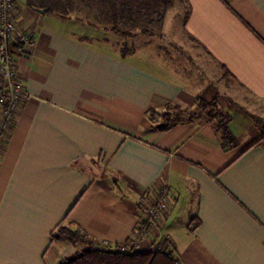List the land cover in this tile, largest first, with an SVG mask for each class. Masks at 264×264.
Segmentation results:
<instances>
[{
  "label": "crops",
  "instance_id": "0c3cea01",
  "mask_svg": "<svg viewBox=\"0 0 264 264\" xmlns=\"http://www.w3.org/2000/svg\"><path fill=\"white\" fill-rule=\"evenodd\" d=\"M159 1L19 2L32 46L9 45L28 97L0 155V264H60L74 252L51 242L60 223L124 244L161 184L173 248L153 264H264V0H175L184 67L161 50ZM165 103L184 113L159 132L148 111Z\"/></svg>",
  "mask_w": 264,
  "mask_h": 264
},
{
  "label": "built area",
  "instance_id": "2783aa9c",
  "mask_svg": "<svg viewBox=\"0 0 264 264\" xmlns=\"http://www.w3.org/2000/svg\"><path fill=\"white\" fill-rule=\"evenodd\" d=\"M20 1L0 0V155L16 116L28 97L18 79L16 59L9 50L10 43L19 47L32 46L31 34L17 33L14 28L15 18L20 12ZM157 190L154 196L149 191L144 194L140 220L127 242L111 245L106 241H97L95 248L113 252L168 254L173 244L164 226L172 206L171 191L166 184H161Z\"/></svg>",
  "mask_w": 264,
  "mask_h": 264
},
{
  "label": "trees",
  "instance_id": "16d2710c",
  "mask_svg": "<svg viewBox=\"0 0 264 264\" xmlns=\"http://www.w3.org/2000/svg\"><path fill=\"white\" fill-rule=\"evenodd\" d=\"M147 4V3H146ZM171 4V3H170ZM147 4V6H150ZM158 6L155 5V7ZM150 9V7H149ZM154 12H157L155 10ZM149 30H143L145 34ZM128 36V35H123ZM130 50H122V57L126 56ZM198 106L205 110L209 109L211 119L216 122V129L221 133L222 145L226 149H232L236 146V139L228 128V117L219 114L216 110L215 100L204 102L198 99ZM184 111L176 105L165 103L161 115L157 111L149 110L148 119L153 123V129L164 132L173 127L183 115ZM257 126L261 132V138L254 142L252 146L264 147V119H257ZM51 242H67L74 248L73 254L63 259L60 264H153L154 258L161 257L162 254L151 256L149 253L142 252H113L95 248V241L81 236L79 231L72 228L70 223H60L50 234Z\"/></svg>",
  "mask_w": 264,
  "mask_h": 264
},
{
  "label": "rangeland",
  "instance_id": "374dc122",
  "mask_svg": "<svg viewBox=\"0 0 264 264\" xmlns=\"http://www.w3.org/2000/svg\"><path fill=\"white\" fill-rule=\"evenodd\" d=\"M171 1H172L171 5L170 4L164 5V3L160 0L159 1V7L156 6V7L152 8V9H156L158 13L163 15V18H162L163 22H162V25L160 26L161 28L157 27L155 25L149 26L146 23H143V25H141V28L152 29L154 32H157L160 28V30L164 33L163 39L159 41V43L161 44V47L163 46V48H164V49H161L162 52L165 53V51H166V53L167 54L170 53V55L175 54L176 55L175 57H177V59H178V64H182L184 67L183 61L179 60L181 57L178 56L181 54L178 52H175V50L170 47V43H172L173 45L176 43L181 48L184 47V44L182 43L183 36L181 33L182 11L180 10L178 5L176 4L175 0H171ZM150 2H153V0H150ZM162 11H164V13H162ZM155 40L157 41V39H155ZM152 48L156 49L155 46H153ZM249 113L252 114L250 111H249Z\"/></svg>",
  "mask_w": 264,
  "mask_h": 264
}]
</instances>
